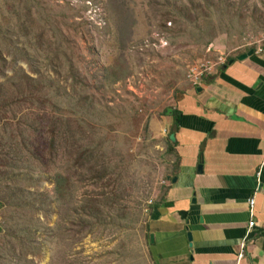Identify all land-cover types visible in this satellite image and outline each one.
<instances>
[{
    "label": "rangeland",
    "instance_id": "rangeland-1",
    "mask_svg": "<svg viewBox=\"0 0 264 264\" xmlns=\"http://www.w3.org/2000/svg\"><path fill=\"white\" fill-rule=\"evenodd\" d=\"M29 1L0 0V27L4 30L0 41L3 52L0 85L23 70L34 80H47V93L59 106L73 108L77 92L79 97H89L87 121L100 128L103 133L98 136L104 138L115 130L118 139L108 145L116 143L128 151L123 165L127 166L125 187L133 197L124 203L130 209L129 228L98 226L79 242L71 235L67 239L71 244L62 243L58 233L60 202L54 200L52 205L46 201L41 205L31 200L39 210L15 214L0 205V264H155L150 252V217L176 163L167 145L170 133L165 130L164 120L168 119L165 112L176 106L192 84L191 68L219 60L213 44L220 39L225 38L233 46H244L245 51L264 46V24L258 22L264 14V0H226L225 7L235 6L228 16L217 10L222 1L212 0L216 1L212 8L218 17L208 27L202 18L199 25L203 28L175 22L166 26L155 15L152 0H127L136 21L134 27L130 26L129 35L125 34L121 21H112L110 0H31L38 10L35 34L32 38H19L16 14ZM190 1L179 0L178 7H191ZM240 8L244 11L238 12ZM21 14L22 24L31 26L25 11ZM7 28L10 32L5 31ZM38 29L52 37L51 42L62 44V56H55L44 46L41 58L36 57L27 44L35 41ZM162 36L169 40L167 48L151 44ZM122 54L126 59L124 67L132 74L110 85L108 76ZM33 146L39 154L41 140ZM56 169L59 173L64 168L58 164ZM31 178L32 182L28 178L23 185L16 183L17 187L33 194L40 189L53 194L56 185L50 174L35 173ZM5 196L7 191L0 184L2 205ZM48 206L52 212L45 218ZM114 213L119 214L118 210ZM12 232L21 235L24 241L19 244L10 235Z\"/></svg>",
    "mask_w": 264,
    "mask_h": 264
},
{
    "label": "crops",
    "instance_id": "crops-1",
    "mask_svg": "<svg viewBox=\"0 0 264 264\" xmlns=\"http://www.w3.org/2000/svg\"><path fill=\"white\" fill-rule=\"evenodd\" d=\"M213 46L227 62L181 95L178 127L164 120L176 163L150 217L155 264H264V46L244 62V46Z\"/></svg>",
    "mask_w": 264,
    "mask_h": 264
},
{
    "label": "trees",
    "instance_id": "trees-1",
    "mask_svg": "<svg viewBox=\"0 0 264 264\" xmlns=\"http://www.w3.org/2000/svg\"><path fill=\"white\" fill-rule=\"evenodd\" d=\"M178 1L151 2V5L154 4L155 15L161 17L166 26L175 22L180 26L186 23L188 26L192 24L203 28L199 25L202 18L206 19V27L208 24L214 25L218 14L212 7L216 5V1L214 3L212 0H203V3L199 4L198 1L191 0V7H178ZM220 1L221 8L217 10L228 16L235 6L230 4L225 7L226 0ZM128 3L127 0H110V4H113L112 21L115 23L121 21L127 35L130 26L134 27L136 24L134 10ZM22 11H25L32 27L22 24ZM22 11L19 10L16 14L18 18L15 26L16 35L19 38H32L37 26L35 15L38 10L35 9V2L30 0L22 7ZM242 11L244 9L240 8L238 12ZM253 14L257 16L256 11ZM258 22L261 26L264 24V14ZM0 28L1 41L4 30L2 26ZM5 31L10 32L8 28ZM35 37H37L35 41H29L27 46L37 58H41L44 53V46H48V50L55 56H62L61 43L51 42L49 38L52 37L48 38L41 29H38ZM255 49H251L250 52ZM2 53L0 48V59ZM124 66L126 59L122 54L116 61L112 74L109 73L110 85H116L132 74ZM46 81L42 83L41 80H34L21 70L0 85V124L4 123L0 128V184L2 189L7 191L1 207L15 214L19 211L39 210L35 202L30 203L31 200L40 202L41 205H45L46 201L52 202V205L54 200L60 202L57 227L62 243H66L71 235L79 242L88 233H93L98 226L129 228L127 219L130 209L129 205L124 203L129 202L133 195L125 187L127 166H123L127 162L128 151L125 152L126 150L119 148L116 143L113 146L108 145V142L118 139L115 130L104 138L98 136L99 132L103 133L102 130L87 121L90 117L86 109L89 97H79L80 93L77 92L74 95L77 102L73 108L59 106L47 93ZM91 106H94L92 102ZM165 114L173 117L175 126H179L180 118L183 116L179 110L170 108ZM40 140L42 149L36 154L33 145ZM167 145L169 153L171 155L175 153L176 144L172 142L171 136L168 137ZM58 164H62L64 168L59 173L56 169ZM58 169L61 170L60 167ZM35 173L50 174L56 185L52 195L48 191L43 192L42 189L33 194L29 190L17 187L16 183L22 182L20 185H23L28 178L32 182L31 174ZM169 184L166 181V185ZM88 186L92 189L87 190ZM167 190L166 187L162 189L158 205L164 203ZM117 210L118 215L114 213ZM50 212L52 210L48 206L45 218ZM38 222L41 225L40 218ZM44 228L50 230L49 227ZM10 235L18 240L19 244L24 241L23 237L15 232ZM68 243L71 244L69 241Z\"/></svg>",
    "mask_w": 264,
    "mask_h": 264
},
{
    "label": "built area",
    "instance_id": "built-area-1",
    "mask_svg": "<svg viewBox=\"0 0 264 264\" xmlns=\"http://www.w3.org/2000/svg\"><path fill=\"white\" fill-rule=\"evenodd\" d=\"M151 44L154 45L156 48H167L169 46V40L165 36H162L160 37V40L157 43H151ZM226 62L227 59L224 56L219 58L217 62L209 61L207 63L194 66L193 68H191L189 72L190 82L194 83L195 85H199L207 74L214 73L218 66L224 65ZM254 204L255 203L252 202L251 206H254ZM250 226L251 228H253L255 226V223L252 222Z\"/></svg>",
    "mask_w": 264,
    "mask_h": 264
},
{
    "label": "water",
    "instance_id": "water-1",
    "mask_svg": "<svg viewBox=\"0 0 264 264\" xmlns=\"http://www.w3.org/2000/svg\"><path fill=\"white\" fill-rule=\"evenodd\" d=\"M254 55V52L251 51L248 55H245L244 57H242L240 59V62H244L245 60H247L248 58L252 57ZM233 62H231V64H233ZM171 140L174 142L175 141V134L171 135ZM199 172L202 173L203 172V167H200L199 168ZM177 181L175 180L174 183H176ZM190 238H191V241H193V237L192 235L190 234ZM151 242L154 243V237L153 235L151 236Z\"/></svg>",
    "mask_w": 264,
    "mask_h": 264
}]
</instances>
